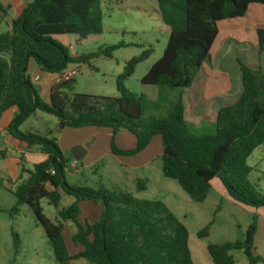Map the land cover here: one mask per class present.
<instances>
[{
	"label": "trees",
	"instance_id": "1",
	"mask_svg": "<svg viewBox=\"0 0 264 264\" xmlns=\"http://www.w3.org/2000/svg\"><path fill=\"white\" fill-rule=\"evenodd\" d=\"M162 23L169 35L161 56L140 79L145 85L186 89L196 79L205 77L203 65H211L213 42L219 21L244 16L253 3L264 0H156ZM102 32L100 0H32L0 33V118L15 108L7 132L14 145L37 147L45 158L22 167L17 184L11 191L17 212L26 204L42 227L56 262L68 264L84 259L88 264H195L188 247V232L167 205L156 199H141L132 193L110 189L102 184L91 187L66 181L67 159L54 138L21 131L20 125L39 110L57 118L58 127L87 126L108 128L110 150L115 155H134L142 151L151 138H161L160 168L164 177L175 180L195 202L206 199L211 180L218 177L227 195L252 208H264V193L249 182L251 167L246 163L252 151L264 144V71L260 64L252 68L239 58L241 90L235 100L218 108L213 134H196L184 123V105L178 99L162 118L151 117L141 124L145 98L129 91L124 81L135 66L148 58L152 49L143 50L126 62L116 76V96L75 93L66 99L64 90L72 88L74 79L61 80L43 100L36 85L26 75L27 61L32 58L40 70L61 74L69 65H86L95 70L91 60L99 55L110 57L118 45L105 46L96 52L72 53L59 36L75 35L79 40ZM257 53L264 52V28L256 29ZM76 70H74V74ZM122 129L135 138L132 149H119L115 135ZM3 156V153H2ZM22 158V157H20ZM25 174V176H23ZM146 181L138 178L136 189L142 191ZM62 195L72 197L60 207ZM45 199L56 209L58 220L50 221L42 213ZM79 200L100 203L102 213L89 223L81 219ZM256 216L243 240L210 243L207 251L213 264H234L232 250H242L248 264L262 262L254 254L253 238ZM74 231L70 240L81 251L70 254L62 235L64 223ZM213 219L197 232L208 235ZM19 240L13 234L14 253ZM8 264H17L10 261Z\"/></svg>",
	"mask_w": 264,
	"mask_h": 264
},
{
	"label": "rangeland",
	"instance_id": "2",
	"mask_svg": "<svg viewBox=\"0 0 264 264\" xmlns=\"http://www.w3.org/2000/svg\"><path fill=\"white\" fill-rule=\"evenodd\" d=\"M100 7L102 11V32L100 34L91 35L80 40L75 35L64 37H67L72 45V53L96 52L99 48L103 49L109 45H118V47L112 51L110 57L99 55L93 58L91 65L95 70H90L86 65H69L68 69L71 71L76 70V73L72 76L74 79L72 88L64 90L66 99L70 100L75 93L116 96L118 94L115 88L116 76L122 73L129 59L150 48L152 52L148 58L139 62L135 66L132 75L124 81V85L129 91L137 95L142 94L145 98V102L141 107V124H145L151 117H165L171 110L172 105L181 98L184 105V123L196 134H213L215 129L214 119H210V115H207L204 117L205 119L200 121L194 115L198 103L196 96H198V91L202 86L201 80H194L191 88L185 92L178 88L170 90L167 87L145 85L140 82L146 70L161 56L169 35L168 28L160 19L156 0H100ZM250 13L248 17L254 15L252 11ZM243 17L219 21L217 25L219 33L213 42V48L210 50L211 65L204 64L205 70L208 72L213 70L214 62H217L215 57L219 58L225 53V61H221V63L232 72L234 76L233 89L235 91L241 89L238 64L235 58L238 57L252 68H257L260 64L264 71V52L257 55L255 50L257 49L256 34L242 30L243 22L247 19ZM229 22L231 24H228ZM228 26L229 29H232L231 33L226 31ZM7 30L5 22L0 20V33ZM229 36L243 38L246 41L245 46L236 43L235 40H227L226 38H229ZM64 37L59 36L57 40L67 45L68 43ZM226 49L227 51H225ZM218 64L222 65L220 62ZM32 65H34V61L30 58L26 75L33 83L38 84L33 78ZM36 88L39 93V87L36 86ZM45 98V100H48V94L45 95ZM19 129L24 132L29 131L40 136L54 138L56 141L61 131L55 116L39 110L33 112L20 125ZM65 131L81 133L80 130L74 128H66ZM124 133L127 137L134 139L131 133L127 131H124ZM84 135L80 134L82 137ZM68 138H70L69 135L64 136V141H68ZM7 146V144L0 141V148H8ZM73 146L64 147L63 150V155L68 160L65 177L69 184L91 187L102 184L107 188H113L115 186L113 184L120 182V179L114 175L109 156H102L94 161L103 150L101 142L98 143L96 150H90L83 161L78 162V169L72 167L70 150ZM147 149L150 156H152L150 168L148 171L145 170V172L135 175L136 178L146 181V188L138 191L136 181H132L130 177L125 180L123 188L137 198L161 200L167 205L187 229L188 247L195 264H213L206 248L208 244L243 240L247 228L253 221V216H256V231L253 238L254 254L263 258V261L257 264H264V208H252L232 200L225 192L226 190L218 177L212 180L211 184L214 187L204 201H193L175 180L162 175L160 168L162 150L160 136L152 137ZM123 158L129 159L133 156L124 155ZM16 159L20 161L19 166L15 165ZM88 162L93 163L88 166L86 164ZM246 163L252 169L248 176L249 182L264 193V144L259 145L252 151ZM32 164V160L20 158L19 152L9 151L4 158L0 155V264H8L10 261L17 264H60L55 261L44 231L37 223L29 206L23 204L18 206L17 212L11 210L15 205V198L11 191L18 182L17 176L20 169L22 167L31 169ZM14 173H16V177ZM214 181H217L223 187V193L216 190ZM72 200V197L62 195L60 207H66ZM89 203L93 204L94 202ZM97 204L101 206L100 203ZM40 205L46 218L52 222L58 220L56 209L48 204L45 199L40 201ZM83 207V212L80 208L81 219H87L85 216L88 212L90 214L93 208L85 205ZM212 219L213 222L209 227L208 235L201 238L197 237V232ZM73 231L72 224L65 222L62 235L69 252H74L79 248L70 240ZM13 234H16L19 240L17 253H14ZM231 254L235 260L234 264H248L242 250H232ZM68 264L88 263L84 259H75Z\"/></svg>",
	"mask_w": 264,
	"mask_h": 264
},
{
	"label": "crops",
	"instance_id": "3",
	"mask_svg": "<svg viewBox=\"0 0 264 264\" xmlns=\"http://www.w3.org/2000/svg\"><path fill=\"white\" fill-rule=\"evenodd\" d=\"M30 2L31 1L28 2L27 0H1L0 1V20H3L5 22L8 30L10 29V23H11L12 19L16 18L21 13L24 6ZM251 11H252V14H254V15L251 17H248V15L251 14L250 13ZM261 14H262V16H261ZM263 15H264V4H258V3L250 4L248 6L246 13L244 14V17H243V18L246 17L247 19H246V21L243 22V25H242L243 29L242 30H244L246 32L248 31V33H251V34L253 32L256 34V29L264 28V16ZM218 23H217V25H218ZM228 24H231V22H229ZM233 30H235V29H233ZM226 31L228 33H231L232 29H229V26H228V29ZM218 33H219V29H218ZM65 36H67V35H65ZM231 37L232 36H229V38L227 37L226 39L227 40L228 39L235 40L236 43H240V44H243L245 46L246 41L243 38L240 39L238 37L237 38H235V37L231 38ZM64 38L66 39V41L68 43L67 45L68 46L71 45L68 38L67 37H64ZM255 42L257 44V38H256ZM212 48H213V46H212ZM255 50L257 53V49H255ZM225 51H227V49ZM257 55H258V53H257ZM215 58H216L217 62L213 61L215 64L213 67V70L210 69L211 71L208 72L204 68L205 77H202L199 79V80H201L202 86H201V89L198 91L199 92L198 96H196V101L198 103L196 105V108H195L196 110L194 111V113H195L194 115L200 121L205 119L204 117L207 115H210L209 116L210 119L215 120V115H216L218 108L233 102L241 90V89L240 90L237 89L235 91L233 89V86H234L233 77L234 76H233L232 72H230L226 68V66H223L224 64L221 63V61H225V53L221 57H219V58L215 57ZM237 58H235V60ZM29 59L27 61V66L29 64ZM218 62H220V64H222V65H219ZM203 67H204V65H203ZM32 69L34 70L33 78L38 83V84H36V83H34V84L39 87L40 96L42 97V99L45 100L46 99L45 95L48 94V100H45V101H49L51 88L56 83L59 82L60 74L48 73V72H44V71L40 70L35 61H34V65H32ZM67 70H69V69H67ZM238 72H239V69H238ZM239 78H240V74H239ZM235 80L237 81V79H235ZM190 88H191V86L189 88L183 89L182 91L185 92L186 90H189ZM15 113H16L15 108H10V109L6 110L0 118V141H1V143H5L8 145L7 146L8 148H0L1 157L4 158L7 156V153L9 151H14V152H19L20 157L32 160L33 163L43 160L46 156H45V154L40 152V150L37 147L26 148L22 145H14L11 136L7 132V126L9 124L11 118L15 115ZM66 128H70V127H64L62 129H60L61 131H60L57 143H58V145L62 151V154H63L64 147H68L70 145H79L83 148L84 152H82L83 156L81 157L80 160L74 161L71 159L72 163L75 162L76 169H78L77 168L78 162H80V161L82 162L85 155L90 150H96V147H97L99 142L102 143L103 150L97 156V158L94 161H96L98 158H101L102 156H109L111 158L110 161H111V165L113 166L114 175L120 179V182L113 184L115 186L113 188L110 187V189L125 191L123 186H124L125 180L128 177H130L132 179V181H136V179H138L135 176L136 174L145 172V170L148 171L150 168V165L152 162V156H150V154L147 151L148 150L147 147L149 144L142 151H140L134 155H129V156H133V158L124 159L123 158L124 155H115L110 150V135H111L110 129L103 128V127L87 126V127H81V128H74V129L81 131V133H74L77 131L66 132L65 131ZM124 131H127V130L122 129L115 135V143L121 149H132L135 146V138L131 139V138L127 137V135H126V133H124ZM80 134H85V135L82 137V136H80ZM66 135H69L70 138H68V141L65 142L64 136H66ZM156 136H158V135H156ZM62 140H63V144H62ZM64 145H66V146H64ZM156 145H157V143H156ZM2 153H3V156H2ZM70 156H71V154H70ZM19 162H20L19 159H16L15 165L19 166V164H20ZM92 163L93 162H88L86 164L89 166ZM15 175H16V173H14V176ZM212 180H211V183H212ZM214 182H215L216 190L220 193H223L224 192L223 187H221L217 181H214ZM213 187L214 186H212V184H211V189ZM126 192H128V191H126ZM89 202H92V201H90V200H79L78 204H79L80 208L82 209V212L84 211L83 210L84 205L86 207L93 208V210H92V212H90V214H89V212L87 213V215L84 214V215H86L85 216L87 218L86 220L89 219L88 222L93 223L98 219V217H100V215L102 213V207L100 205H98L97 203L91 204ZM82 215H83V213H82ZM63 228H64V226H63ZM63 228H62V230H63ZM77 246H79V245H77ZM81 249H82L81 246H79V248L76 249L74 252H69V253L75 254V253L81 251Z\"/></svg>",
	"mask_w": 264,
	"mask_h": 264
},
{
	"label": "water",
	"instance_id": "4",
	"mask_svg": "<svg viewBox=\"0 0 264 264\" xmlns=\"http://www.w3.org/2000/svg\"><path fill=\"white\" fill-rule=\"evenodd\" d=\"M70 152H71V159L74 160V161H78L83 156L82 152H84V151H83V148L81 146L74 145L71 148Z\"/></svg>",
	"mask_w": 264,
	"mask_h": 264
},
{
	"label": "built area",
	"instance_id": "5",
	"mask_svg": "<svg viewBox=\"0 0 264 264\" xmlns=\"http://www.w3.org/2000/svg\"><path fill=\"white\" fill-rule=\"evenodd\" d=\"M69 48L72 49L73 48L72 45H69ZM73 74H74L73 70L72 71L71 70H65L64 72H62L60 74V76H59L60 80L59 81H61V80H64V81L69 80L70 78H72ZM72 167H75V162L72 163Z\"/></svg>",
	"mask_w": 264,
	"mask_h": 264
}]
</instances>
